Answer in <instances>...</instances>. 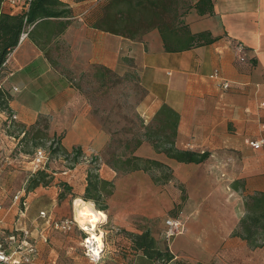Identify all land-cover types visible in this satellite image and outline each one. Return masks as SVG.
Wrapping results in <instances>:
<instances>
[{
    "label": "crops",
    "instance_id": "1",
    "mask_svg": "<svg viewBox=\"0 0 264 264\" xmlns=\"http://www.w3.org/2000/svg\"><path fill=\"white\" fill-rule=\"evenodd\" d=\"M58 1L69 14L30 26L27 37L0 69V86L10 95L8 109H0V199L5 205V229L31 231L39 250L34 264H63L64 257L66 264H78L76 241L62 239L51 229L45 231L38 215L44 211L55 219L73 217L80 225L78 219L100 212L81 198L90 165L81 161L67 175L52 173L47 187L26 194L27 210L19 215L17 206L11 205V185L20 175L28 177L30 165L4 127L11 114L17 116L14 126L23 130L47 118L49 136L59 140L63 151L80 149L101 157L109 134L73 86L74 75L92 67L115 75L133 70L145 91L138 109L145 124L163 105L168 106L179 116L175 147L208 157L199 164L179 163L143 142L134 155L157 161L172 172L171 181L162 186L147 172L117 175L101 162L98 176L111 183L112 190L107 210L101 211L106 218L97 225L121 229L120 234L111 235L105 257L117 264L125 259L150 264L133 249L131 235L148 231L153 236L154 222L181 203L184 232L169 245L175 259L194 256L216 258L217 264L242 262L255 249L233 234L239 223L236 210L243 209V198L264 193V148L258 151L249 146V141L264 138V0H211V13L203 15L193 7L199 0H189L191 8L181 19L191 34L208 33L213 41L181 52H167L157 29L129 39L93 28L104 0ZM1 12L8 10L1 6ZM238 43L242 53L235 49ZM240 56L246 61H239ZM214 72L227 81V90L209 79ZM176 244L180 246L174 250Z\"/></svg>",
    "mask_w": 264,
    "mask_h": 264
},
{
    "label": "trees",
    "instance_id": "2",
    "mask_svg": "<svg viewBox=\"0 0 264 264\" xmlns=\"http://www.w3.org/2000/svg\"><path fill=\"white\" fill-rule=\"evenodd\" d=\"M163 1L164 0H104L91 26L97 30L121 35L129 39H135L151 29H157L167 52H181L195 45L203 43L208 44L213 41L208 33L191 34L188 27L184 24L181 18L184 16L185 12L191 8L190 5L181 15L177 16L174 13L170 20H164L158 12V8ZM177 1L178 0H170L171 4L175 5ZM2 2L3 0H0V69L7 56L18 45L20 35L23 31H26L30 26H36L39 23H48L50 22L49 20L65 17L69 14V11L65 9L64 5L58 0H33L29 5L28 11L24 15H12L1 12ZM193 7L197 9L201 15L206 12L211 13L212 1L199 0ZM62 30L63 28L56 31L57 34H60ZM99 69L109 71L103 68ZM9 100L10 95L0 86L1 110L8 109ZM178 120V114L166 105H163L157 111L151 122L147 125L138 117L140 129L143 130V133L136 135V139L132 143V152L130 155L124 161H122L120 157H117L111 160V162H106V164L120 175H126L135 171L151 173L152 181L156 185L162 186L171 181L172 172L169 167L157 161L141 159L134 155L135 150L143 142H149L156 153H162L166 157L179 163H202L207 159V153L199 154L192 151L179 150L175 147ZM11 128H15L14 123ZM17 131L19 135L16 136H13L12 133L7 134L15 138L19 151L24 155H28L29 153L23 146H26L28 143L29 133L27 130L20 129L19 127ZM33 140L34 138L31 139V147L35 148L37 147V143L32 142ZM53 140L55 141L56 139ZM56 143L57 145L51 150V154L63 155L66 161L72 163L70 168H73L74 165L77 164L83 151L80 149H73L71 155L61 149L58 139ZM112 156L114 157V155ZM118 164H120V167L117 166ZM154 170L159 171L160 175L156 176L152 174ZM97 171L98 165L89 166L86 176L87 184L81 198L84 201H91L95 208L101 212L107 210L106 199L111 194V190L107 191L106 188H110L112 185L100 179ZM51 180L52 175H50L48 171H38L28 179V185L25 188L26 194L38 187H47L51 183ZM60 186L64 188V190H70L67 184L60 183ZM60 196L62 197V194ZM184 199L185 197L183 195L181 201H184ZM244 207L248 215L240 220L238 230L234 234L245 240L252 249L264 247V193L248 196L245 199ZM257 235L262 236L263 244L258 242L256 238ZM130 239L133 249L135 251H140L143 256L155 264H189L175 259L168 248L161 250L148 231L142 232L141 234H133Z\"/></svg>",
    "mask_w": 264,
    "mask_h": 264
},
{
    "label": "rangeland",
    "instance_id": "3",
    "mask_svg": "<svg viewBox=\"0 0 264 264\" xmlns=\"http://www.w3.org/2000/svg\"><path fill=\"white\" fill-rule=\"evenodd\" d=\"M188 6L189 0H178L176 5L171 4L170 0H164L161 3V6L158 8V12L161 14L164 20L168 21L172 18V15L174 13L177 16L184 13ZM72 84L79 92V94L82 95L85 100L91 105L95 118L103 127V129H105L109 134V143L107 144V147L101 154V157L98 156L96 164H91V166L99 165L101 164V162H104L106 164V162H111V160L117 157H120V159L124 161L132 152V143L136 139V135L143 133V130L140 129V123L138 121V117L141 118L138 109L145 98V91L139 85L136 73L133 70H129L123 75H115L110 71H104L102 69L92 67L87 71L74 75ZM17 128L18 127L15 126V128H10L9 130L5 131L6 133H12L13 136H16L19 135ZM27 132L29 133L28 143L26 146H23V148L30 155L36 148L48 149L50 147L52 138L49 136V121L47 118H39L37 124L30 127ZM32 138H34L32 142L37 143V147L35 148L31 147ZM84 153L87 154L89 152ZM112 155H114V157ZM57 156L58 155H55L56 159L58 158ZM78 162L81 161H77V163ZM71 166L72 163L66 161L62 157L61 159L53 161L49 165L48 172L50 173V175H52V173H62L66 169L72 170L74 167L70 168ZM107 166L109 167V165ZM117 166L120 167V164H118ZM159 173V171L155 170L152 172V174L156 176L160 175ZM117 175L120 174L117 173ZM28 179L29 178L25 177L24 175L16 177L12 182L11 190L15 192L23 187L26 188L28 185ZM106 190H112V187H107ZM182 197L183 194H181V199ZM245 199L243 198V209L241 207L236 210L239 222L241 219L245 218L248 215V212L244 207ZM181 207V203L175 205L174 208L167 212L161 219L154 222L155 228H152L151 226V233L153 234V238L155 239L157 246L161 250H164V248H168V250L170 251L169 245H171L173 239H175L172 238L168 241L164 239L163 231L165 230V220L168 218H179ZM70 219H73V217ZM9 226L10 224L7 226V229H9ZM97 228L100 229V224H98ZM237 230L238 226L234 233ZM56 233L61 234L62 239L63 237H65L76 241L75 245H77L75 248V252L76 254H78V264H90V262L84 256L82 249V239L85 237V235L78 226L73 227L70 232L65 234L60 232ZM256 238L258 239V242L260 244H263L261 235H257ZM109 240L110 236L107 237V245L109 243ZM177 246L180 245L176 244L174 246V250H177ZM251 251L252 252H249L242 262L226 261V264H264V247ZM66 259L67 258L65 257L62 259L63 264H66ZM177 260L189 264H217L216 258H198L194 256H187L180 257ZM146 261L149 262L148 259ZM124 264H131V260L125 259ZM135 264L142 263H140V260H138ZM150 264L154 263L150 262Z\"/></svg>",
    "mask_w": 264,
    "mask_h": 264
},
{
    "label": "built area",
    "instance_id": "4",
    "mask_svg": "<svg viewBox=\"0 0 264 264\" xmlns=\"http://www.w3.org/2000/svg\"><path fill=\"white\" fill-rule=\"evenodd\" d=\"M32 1L33 0H3L2 6L7 8L9 14L24 15L28 11L29 5ZM27 35V30L23 31L20 35L19 42L24 40ZM235 49L239 51V53H242L244 50L243 46L239 43L236 44ZM239 61L245 62L246 59L244 56H240ZM209 79L217 80L219 82V87L222 90H227L229 88L227 81L222 80L217 72H214L212 75H210ZM16 119L17 116L15 114H11L7 120L6 127H4V131L6 129H10ZM11 140L15 141L17 147V141L15 138L11 137ZM56 141L57 139L55 141L52 139L53 143L51 142L48 149L37 148L34 150L32 155H25L28 158L30 165L28 170V178L32 177L38 171H48L49 165L53 161L61 159L62 157L65 159L63 155L58 154V158L56 159L55 155L51 154V150H53L57 145ZM249 146L258 151L262 150L264 148V138L249 141ZM70 154L72 155V152ZM82 160L84 163L91 165L96 164V160H98V158L92 152L87 154L83 152L78 161ZM70 170L71 169H66L62 172V174L67 175ZM11 202V205L17 206L19 215H23L27 209V199L24 187L13 193ZM4 213H6L5 205L0 199V264H34L39 250L36 242L31 238V231L26 228H13L8 232L4 227ZM38 217L39 219L44 220L45 231L51 229L52 231L65 234L70 232L73 227L78 226L85 235V237L82 239V249L84 256L87 258L90 264H117L111 259L106 258L105 255L107 237L120 234V228L111 226L107 229H101L102 226L100 225L99 229L97 228V225L93 231L94 234L99 235L100 241L97 243V240L94 239L92 235L83 230L74 218L58 220L44 211L40 212ZM164 224L165 230L163 231V236L167 241L181 235L184 232V226L179 218H168L165 220ZM96 253L99 254L98 257Z\"/></svg>",
    "mask_w": 264,
    "mask_h": 264
},
{
    "label": "bare ground",
    "instance_id": "5",
    "mask_svg": "<svg viewBox=\"0 0 264 264\" xmlns=\"http://www.w3.org/2000/svg\"><path fill=\"white\" fill-rule=\"evenodd\" d=\"M81 205H82V202H79ZM82 214V213H81ZM102 214V215H101ZM82 216V215H81ZM105 218H106V215H105V213H103V212H96V213H94V215L93 216H91L89 219H86V220H80V219H78V221H79V223H80V227L83 229V230H85V231H87V233H89L90 235H92V237L94 238V239H96L97 241H100V238H99V235H97V234H94V229L96 228V226H97V223L99 222V221H104L105 220Z\"/></svg>",
    "mask_w": 264,
    "mask_h": 264
},
{
    "label": "clouds",
    "instance_id": "6",
    "mask_svg": "<svg viewBox=\"0 0 264 264\" xmlns=\"http://www.w3.org/2000/svg\"><path fill=\"white\" fill-rule=\"evenodd\" d=\"M85 215H90V213H87V211H85V213H84ZM102 215V214H101ZM97 243H99V241H97ZM96 255H97V257H98V253H96Z\"/></svg>",
    "mask_w": 264,
    "mask_h": 264
}]
</instances>
